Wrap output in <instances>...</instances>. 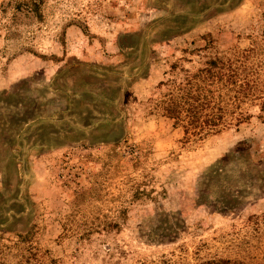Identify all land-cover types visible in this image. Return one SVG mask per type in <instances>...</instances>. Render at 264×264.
Segmentation results:
<instances>
[{
    "label": "rangeland",
    "instance_id": "374dc122",
    "mask_svg": "<svg viewBox=\"0 0 264 264\" xmlns=\"http://www.w3.org/2000/svg\"><path fill=\"white\" fill-rule=\"evenodd\" d=\"M225 55L264 92V0H0V264H264L258 105L200 138L152 108Z\"/></svg>",
    "mask_w": 264,
    "mask_h": 264
},
{
    "label": "trees",
    "instance_id": "16d2710c",
    "mask_svg": "<svg viewBox=\"0 0 264 264\" xmlns=\"http://www.w3.org/2000/svg\"><path fill=\"white\" fill-rule=\"evenodd\" d=\"M31 3L36 5L35 1ZM169 73L171 77L159 82L166 89L152 108L182 127L186 137L200 138L238 126L251 117L247 109L250 105H258L259 117L264 120V92L251 79L237 78L230 56L209 58L195 71L175 63ZM30 230L31 227L25 234ZM196 264L220 263L207 260Z\"/></svg>",
    "mask_w": 264,
    "mask_h": 264
}]
</instances>
